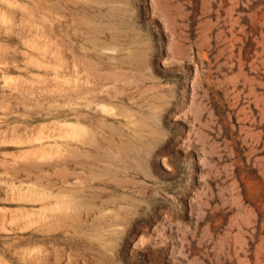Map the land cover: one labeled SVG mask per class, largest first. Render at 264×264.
<instances>
[{
    "label": "rangeland",
    "instance_id": "374dc122",
    "mask_svg": "<svg viewBox=\"0 0 264 264\" xmlns=\"http://www.w3.org/2000/svg\"><path fill=\"white\" fill-rule=\"evenodd\" d=\"M0 264H264V0H0Z\"/></svg>",
    "mask_w": 264,
    "mask_h": 264
}]
</instances>
